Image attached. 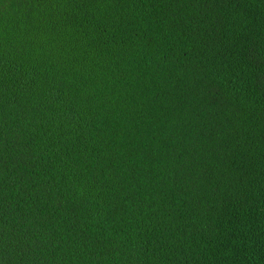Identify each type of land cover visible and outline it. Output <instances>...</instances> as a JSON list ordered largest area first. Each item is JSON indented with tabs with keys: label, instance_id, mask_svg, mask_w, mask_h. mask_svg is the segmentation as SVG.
Returning a JSON list of instances; mask_svg holds the SVG:
<instances>
[{
	"label": "trees",
	"instance_id": "obj_1",
	"mask_svg": "<svg viewBox=\"0 0 264 264\" xmlns=\"http://www.w3.org/2000/svg\"><path fill=\"white\" fill-rule=\"evenodd\" d=\"M0 264H264V0H0Z\"/></svg>",
	"mask_w": 264,
	"mask_h": 264
}]
</instances>
